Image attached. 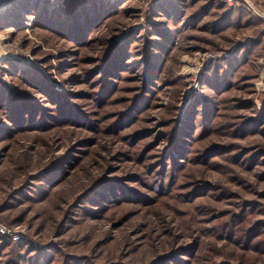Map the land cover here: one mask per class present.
I'll use <instances>...</instances> for the list:
<instances>
[{
	"label": "rangeland",
	"instance_id": "obj_1",
	"mask_svg": "<svg viewBox=\"0 0 264 264\" xmlns=\"http://www.w3.org/2000/svg\"><path fill=\"white\" fill-rule=\"evenodd\" d=\"M230 1L0 11V264H264V0Z\"/></svg>",
	"mask_w": 264,
	"mask_h": 264
},
{
	"label": "built area",
	"instance_id": "obj_2",
	"mask_svg": "<svg viewBox=\"0 0 264 264\" xmlns=\"http://www.w3.org/2000/svg\"><path fill=\"white\" fill-rule=\"evenodd\" d=\"M13 1L15 0H0V11L2 9H4V7L8 6L9 4H11ZM227 4H231V1L230 0H221ZM0 235L1 236H10L12 238V240L14 241H18L19 240V235L17 232L15 231H11V230H8L7 228H5L2 223H0Z\"/></svg>",
	"mask_w": 264,
	"mask_h": 264
},
{
	"label": "trees",
	"instance_id": "obj_3",
	"mask_svg": "<svg viewBox=\"0 0 264 264\" xmlns=\"http://www.w3.org/2000/svg\"><path fill=\"white\" fill-rule=\"evenodd\" d=\"M25 2H26V0H25ZM23 4H24V2H23V1L21 2V1H20V2H18V3L15 4V7H16V8H17V7H20V8H21V7H23ZM15 7H14V9H16ZM14 9H13V11H14ZM9 16H10V17H14V19H15V17L17 18L18 15H17L16 13H12V12H11V14H10ZM9 16H8V17H9ZM0 238H2V239H6V237H3V236H0Z\"/></svg>",
	"mask_w": 264,
	"mask_h": 264
}]
</instances>
